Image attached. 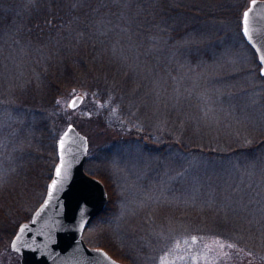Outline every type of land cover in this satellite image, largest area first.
Returning a JSON list of instances; mask_svg holds the SVG:
<instances>
[{
  "label": "trees",
  "instance_id": "obj_1",
  "mask_svg": "<svg viewBox=\"0 0 264 264\" xmlns=\"http://www.w3.org/2000/svg\"><path fill=\"white\" fill-rule=\"evenodd\" d=\"M247 2L0 0V258L45 195L60 134L69 123L84 131L89 123L88 138L98 131L105 140L90 145L85 170L104 183L108 201L84 231L88 245L126 264H152L180 241L165 235L166 220L179 219L172 207L184 204L190 227L174 232L197 235L190 239L197 249L213 238L241 264H264V95L249 79L261 77L254 50L247 44V61L236 40ZM236 76L256 88L261 124L218 126L197 112L201 82ZM212 92L204 85L211 101ZM75 94L83 103L69 110ZM131 152L147 155L157 171L175 155L194 193L189 200L183 187L152 189L139 207L144 225L113 241L102 229L113 228L112 203L122 197L105 164ZM155 203L168 210L155 211Z\"/></svg>",
  "mask_w": 264,
  "mask_h": 264
},
{
  "label": "rangeland",
  "instance_id": "obj_2",
  "mask_svg": "<svg viewBox=\"0 0 264 264\" xmlns=\"http://www.w3.org/2000/svg\"><path fill=\"white\" fill-rule=\"evenodd\" d=\"M246 4H248V2ZM239 30L241 34V27ZM236 40L238 42L237 44L240 46V55L245 57L247 61H251L253 54L244 41L243 36L240 35ZM254 58L258 63L256 54ZM258 66L260 68L259 63ZM249 79H251V82L254 81V85L257 86L258 91H260L263 96L264 78L261 76L260 79H256L251 76ZM247 80L248 78L236 76L234 79H226L224 81L222 77L217 81L213 80L216 82L213 85L212 81L210 83L201 82V85H199L201 90L197 93V112H206V116L211 118L218 126H225L229 123L242 124L247 122L254 125L261 124L262 117L259 116L258 92L256 88L255 90H250L242 87V83ZM199 81L201 80L197 78V83ZM204 85L206 88L213 89L212 97L214 94L215 95L212 101L211 98L208 99L205 95ZM175 95V93L170 91L169 106L173 105L172 101ZM72 124L78 129L76 124ZM85 126L91 131L89 123H85ZM86 128L85 130L88 131ZM94 129L97 131L96 127H94ZM79 131L86 135L88 139V150H90V145L100 147L105 140L104 138L97 137L98 131L97 133L91 134L94 135L93 138H88L86 131ZM90 142H92V144H90ZM174 157L175 155H173L171 161L166 159L164 165L161 167V171L153 169L151 158L141 153H123L119 160H117L116 157L112 160H108L105 164L108 174L111 177L108 183L114 186L116 189V192H114L118 196L121 193L122 199L121 201L115 200L112 203L114 207L117 205L118 211L115 215L116 217H113L114 220L111 221L114 224L113 228L111 230H109V228L102 229V233L105 236L113 241L119 236H123L125 239L131 234V229H134L142 220H147L144 219L146 216L139 212V207L141 204H148L152 189L154 188L164 187L169 192L183 190V188H185L188 194L186 197L189 198V200L191 199L194 189L183 186V183L187 181L191 174L187 171L181 172L180 168L184 165V161L178 158L175 159ZM151 185L155 186L151 188ZM240 193L239 191V194ZM178 198L183 199L184 197ZM154 205L156 206L155 211L158 206H162L163 211L168 210V205H157L156 203ZM183 210L184 204L182 207L178 205L172 207V211L179 213L180 218L174 219L175 221L170 218L166 220L167 231L170 232L165 235H170L180 240L176 244V247L174 246L173 249H169L163 255H159L158 259L155 261L156 263L151 259H148V261L154 262L152 264H241L243 262V257L241 258L224 242L216 241V239L213 238H206L204 240V246L201 249H197V241H190L191 237H197V235L188 234L186 237L188 239H186L184 237L186 235L174 232L173 230L187 229L190 227L184 222ZM154 215L157 220L163 218V214ZM141 225H144V222H141ZM19 259V255L9 248V251L5 250L1 255L0 264H19Z\"/></svg>",
  "mask_w": 264,
  "mask_h": 264
},
{
  "label": "water",
  "instance_id": "obj_3",
  "mask_svg": "<svg viewBox=\"0 0 264 264\" xmlns=\"http://www.w3.org/2000/svg\"><path fill=\"white\" fill-rule=\"evenodd\" d=\"M249 8L252 11L246 36L243 13ZM240 24L244 40L256 54L261 75L264 71V0H256L255 5L249 0L241 14ZM74 100L77 101L76 106L71 107ZM83 100V95L75 94L67 100V108L76 110ZM56 153V163L45 195L31 218L19 224L10 241V250L19 255V264H125L105 249L89 246L83 237L84 231L101 214L108 201L103 182L85 172L86 135L72 123L68 124L57 139ZM61 164V175L57 177L56 169ZM54 181L56 186L53 189Z\"/></svg>",
  "mask_w": 264,
  "mask_h": 264
},
{
  "label": "snow or ice",
  "instance_id": "obj_4",
  "mask_svg": "<svg viewBox=\"0 0 264 264\" xmlns=\"http://www.w3.org/2000/svg\"><path fill=\"white\" fill-rule=\"evenodd\" d=\"M255 3H256V0H252V4L255 5ZM251 11H252V8H249L248 11H245L243 13V22H244V25H245V27H244V34L246 36L248 35V21H249V14H250ZM262 62H264V58H262ZM261 75H264V71L261 72ZM76 103H77V101L74 100L71 103L70 106L71 107H75L76 106ZM63 144H64V142H63V140H61V142H60L61 148H63ZM62 167H63L62 164L59 167H57V169H56V175H57V177H59L61 175V168ZM55 186H56V182L54 181L51 187L54 189ZM13 247H15V244H13Z\"/></svg>",
  "mask_w": 264,
  "mask_h": 264
}]
</instances>
